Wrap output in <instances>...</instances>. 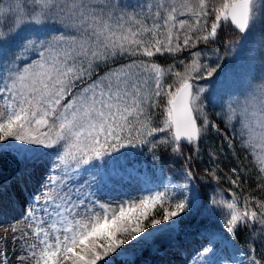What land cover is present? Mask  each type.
<instances>
[{"label": "snow or ice", "instance_id": "6c2138e0", "mask_svg": "<svg viewBox=\"0 0 264 264\" xmlns=\"http://www.w3.org/2000/svg\"><path fill=\"white\" fill-rule=\"evenodd\" d=\"M28 3V12L19 3L0 4V153L24 165L22 184L42 169L23 214L26 230L11 229L22 253L18 264H134L129 256L146 247L159 251L157 242L181 247L180 221L215 215L217 208L227 210L222 229H203L186 264L231 260L223 252L241 225L258 224L264 232V199L245 196L241 208L235 192L229 200L215 192L202 196L192 186L190 163L183 183L164 179L162 167L157 178L155 170L161 146L183 158L182 141L198 149L209 128L218 131L202 103L209 90L199 82L215 81L223 57L215 49L210 63L199 45L228 26L241 34L225 43L233 59L258 54L264 65V0ZM183 53L187 61L174 59L166 68L156 62ZM223 79L239 82L231 73ZM255 79L245 82L246 95L222 98L217 115L228 124L239 121L245 149L255 154L261 147L252 169L233 167L224 178L240 187L242 173L258 168L257 188L264 192V79ZM145 146L153 153L151 176L135 163V150ZM217 170L205 171L219 181ZM244 261L264 264V255ZM0 264H8L6 252Z\"/></svg>", "mask_w": 264, "mask_h": 264}, {"label": "rangeland", "instance_id": "374dc122", "mask_svg": "<svg viewBox=\"0 0 264 264\" xmlns=\"http://www.w3.org/2000/svg\"><path fill=\"white\" fill-rule=\"evenodd\" d=\"M128 1L129 0H122V2L127 4ZM135 1L140 2V0ZM9 3H19L21 10L24 12H28L32 7V5L28 3V0H0V4L7 5ZM14 20L15 17H12L11 21L14 22ZM8 22L9 21L7 20L5 21L6 24ZM227 30L228 26H224L220 31L224 33L225 31L227 32ZM220 31L214 41H210L207 45L201 44L198 46V49H196L206 53L207 56L211 58L210 63L215 61V49H219L218 55L223 57V59L219 61L220 65L221 63L222 65L220 69H218L219 75L216 76L215 81L207 84H205V82H199L202 86H206L209 90L208 93L205 94L202 103L204 105L205 111L208 113L209 119L217 125L218 131H213L211 128H209L208 134L199 141V156L196 153V145H188L185 147L188 148L189 155L192 160H199L201 165L203 167L205 166L206 168V164L212 169L217 168L218 166L217 171H221V173H223L221 162L219 161V154L216 152V150L212 149V146L214 145L212 139L216 137V133L220 135H217L219 138L218 141H220V148H229V141H231V148L234 146L238 147L241 152V156H246L253 165L256 164L257 156L261 151L259 144L256 145L255 154L253 149H245L241 141L242 132L239 121L233 120L231 124H228L225 122L224 117L222 115H217V113L222 112V98L226 100L229 95L241 92L246 95L248 89L245 82L247 80L255 77L256 79L253 82L258 83L261 79H264V65H262V61L258 54L254 56L250 55L243 61L233 59L235 56V51L225 49V45H220L216 41L222 36ZM240 39L241 36L240 38H234L231 41H239ZM223 43H226V41ZM157 60L158 59H156V62L158 63ZM162 60H164V58L159 61L161 64ZM161 66L165 68L167 67L163 64ZM213 66H215L214 63ZM105 70L106 69L103 71ZM182 70L183 68L178 69V71ZM227 73H231L233 79L239 82L233 83L232 80H224L223 76ZM208 79L211 80L212 78ZM160 135L161 134H157L156 139H159ZM219 152L222 155L221 149H219ZM212 155L215 156L214 160L211 158ZM29 167H31V165H29ZM256 170L257 172L259 171L258 168H256ZM20 171L21 170L15 173L12 178L0 184V257H4V253L6 252L8 264H18L16 257L22 255L18 249V246L13 245L11 229L16 227L21 231L26 230L23 214L28 209L27 200L29 194L34 192L35 187H38V182L41 179L42 169L37 167L33 178L23 184L17 178ZM141 173L147 174L149 176L152 174V172L142 170ZM158 177L159 173L157 172V178ZM164 179L169 178L164 176ZM183 182L184 180L180 181L179 183ZM192 186L195 187L193 181ZM214 192L218 194V199H232V196L227 191L215 184L211 185L208 197H211ZM217 210L218 211L215 215L209 216L206 214L203 219H199L196 216L198 222H210L212 223L211 225L208 226L206 224L208 228L221 229L224 221V216L221 213L226 212L227 210L221 208H217ZM190 218L191 216L180 221L179 226L182 222L188 221ZM260 227L261 226L258 224L255 227H253L251 224L248 226H243V230L246 228L245 233H248V243L252 248L256 247L254 250L258 259L264 255V232L259 231ZM179 230L180 231L177 240L180 242L181 247H168V249L163 251H152L151 255H149L147 258H144L146 253L149 251L148 247H146L142 252H136L135 254L129 256L128 259L134 261V264H186V261L190 259L188 257V253L193 249L200 248V232H186L183 231L182 226L179 227ZM19 234L20 233L18 232L17 235ZM5 236H7V240H5ZM223 255L225 257H232V259L227 260L226 262L222 261V264H245V256L242 253V250L237 244L233 242H231L227 249L224 250ZM26 264H31V262L28 261ZM117 264H119V262H117Z\"/></svg>", "mask_w": 264, "mask_h": 264}, {"label": "trees", "instance_id": "16d2710c", "mask_svg": "<svg viewBox=\"0 0 264 264\" xmlns=\"http://www.w3.org/2000/svg\"><path fill=\"white\" fill-rule=\"evenodd\" d=\"M138 2H135V0H129L128 4H137ZM223 31V30H222ZM220 31V33H222L221 37H219L218 39L220 40H216L218 44H222L223 42H228L234 38H236V33L235 31H233V29L231 27H228L227 32L225 31L224 33ZM164 58V60H162V64L165 66H168L169 64L173 63V60H185L187 61L189 58V54L188 53H183L179 56L176 57H171V56H161V57H157L156 59H158V63H160L159 61H161V59ZM161 64V63H160ZM161 64V65H162ZM182 66H177L176 70L178 69H182ZM100 71V70H99ZM166 83H171V78H169ZM160 115H157L156 118V123L154 124V126H160L159 124V120H160ZM218 135V134H217ZM213 138L212 141L214 142V145L212 146V149L216 150V152H218L219 154V161L221 162V166H222V171L223 173H221V171H217V175L221 177V179L219 180L221 183H223L228 189L231 190V192H235L237 194V196L239 197L240 200L243 201L245 196H254L257 199H264V192H261L258 188H257V181H256V171L255 169L251 172L245 171L244 173H242V176L244 177V179L241 182V186L240 187H236L234 185H232L230 183V181L228 179H225L224 177H227L229 175H231V169L233 167L236 168H240L243 167L244 169H252V164L250 163L249 159L246 156H241V152L237 147H233V148H220L219 147V143L220 141L219 138L217 137ZM219 136V135H218ZM182 152H183V158H177L174 157L173 155H171V148H165L163 146H161L160 148L157 149L156 155L159 156V161L158 164L166 171V173H173L176 171V167L180 164H184V161L186 160L185 158L190 157L189 155V151L187 147H181ZM219 149L222 150V155L219 152ZM143 158L145 159H151L153 160V153H150L149 151H147L146 154L142 155ZM138 158H140L138 155H136V160H138ZM191 160V159H190ZM187 160V163L191 164L192 167H195L196 164L195 162ZM199 168V167H198ZM206 169H201L199 168V170L197 169V174L200 177V181L203 179H207L211 178L207 175L206 171H203ZM210 170V169H208ZM172 175V174H171ZM234 178V177H233ZM239 206L241 208H243V202H239ZM243 226L241 225L240 228L237 230V234L234 237V240L244 244L246 241V239H243V235H242V230H243Z\"/></svg>", "mask_w": 264, "mask_h": 264}, {"label": "water", "instance_id": "95a60500", "mask_svg": "<svg viewBox=\"0 0 264 264\" xmlns=\"http://www.w3.org/2000/svg\"><path fill=\"white\" fill-rule=\"evenodd\" d=\"M21 166V163L9 153H0V183L12 176ZM167 243L157 242V247L163 249Z\"/></svg>", "mask_w": 264, "mask_h": 264}]
</instances>
